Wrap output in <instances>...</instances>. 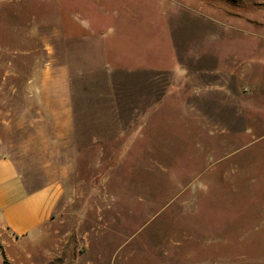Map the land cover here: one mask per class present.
I'll list each match as a JSON object with an SVG mask.
<instances>
[{"label":"rangeland","instance_id":"374dc122","mask_svg":"<svg viewBox=\"0 0 264 264\" xmlns=\"http://www.w3.org/2000/svg\"><path fill=\"white\" fill-rule=\"evenodd\" d=\"M0 156L17 264H264V0H0Z\"/></svg>","mask_w":264,"mask_h":264},{"label":"crops","instance_id":"0c3cea01","mask_svg":"<svg viewBox=\"0 0 264 264\" xmlns=\"http://www.w3.org/2000/svg\"><path fill=\"white\" fill-rule=\"evenodd\" d=\"M56 202L54 188L29 189L13 160L0 156V249L3 264L7 261L17 264V257L25 253L26 247L41 240L45 227L52 220ZM5 239L11 241L13 253H9Z\"/></svg>","mask_w":264,"mask_h":264},{"label":"trees","instance_id":"16d2710c","mask_svg":"<svg viewBox=\"0 0 264 264\" xmlns=\"http://www.w3.org/2000/svg\"><path fill=\"white\" fill-rule=\"evenodd\" d=\"M0 252H2L1 249H0ZM2 253H3V252H2Z\"/></svg>","mask_w":264,"mask_h":264}]
</instances>
